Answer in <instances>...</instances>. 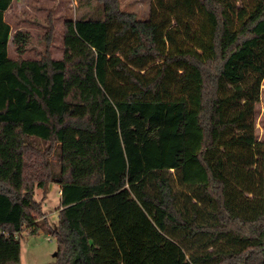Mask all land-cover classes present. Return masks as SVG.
Listing matches in <instances>:
<instances>
[{
    "label": "trees",
    "instance_id": "1",
    "mask_svg": "<svg viewBox=\"0 0 264 264\" xmlns=\"http://www.w3.org/2000/svg\"><path fill=\"white\" fill-rule=\"evenodd\" d=\"M13 2L0 0V264H21L52 182L58 264H264V0H152L148 18L107 2L65 20L62 58L10 55ZM13 37L24 51L29 33Z\"/></svg>",
    "mask_w": 264,
    "mask_h": 264
},
{
    "label": "rangeland",
    "instance_id": "2",
    "mask_svg": "<svg viewBox=\"0 0 264 264\" xmlns=\"http://www.w3.org/2000/svg\"><path fill=\"white\" fill-rule=\"evenodd\" d=\"M127 12H134L141 18H148L152 0H17L6 12V19L13 27L9 44L12 57L39 58L49 55L62 58L64 54L63 36L66 19L83 16L101 18L105 3ZM29 33L28 42L20 52L13 40L18 30ZM256 132L264 142V82L256 115ZM60 148L58 147V151ZM52 162L57 161L55 153L50 154ZM60 185L52 182L45 189L36 188L35 198L42 202L45 211L41 216L42 227L35 233L24 229L21 233V264H58L57 238L50 232L58 224L61 205Z\"/></svg>",
    "mask_w": 264,
    "mask_h": 264
},
{
    "label": "crops",
    "instance_id": "3",
    "mask_svg": "<svg viewBox=\"0 0 264 264\" xmlns=\"http://www.w3.org/2000/svg\"><path fill=\"white\" fill-rule=\"evenodd\" d=\"M15 1L17 2V0H14V2H15ZM12 5H13V4H12ZM11 7H12V6H11ZM11 7L9 8V10L11 9ZM12 30H13V27H12Z\"/></svg>",
    "mask_w": 264,
    "mask_h": 264
},
{
    "label": "water",
    "instance_id": "4",
    "mask_svg": "<svg viewBox=\"0 0 264 264\" xmlns=\"http://www.w3.org/2000/svg\"><path fill=\"white\" fill-rule=\"evenodd\" d=\"M57 254V253H56Z\"/></svg>",
    "mask_w": 264,
    "mask_h": 264
}]
</instances>
